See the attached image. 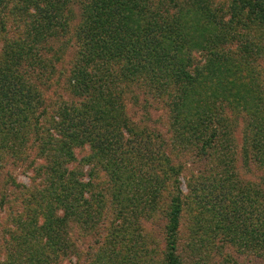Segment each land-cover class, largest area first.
<instances>
[{
    "label": "trees",
    "instance_id": "16d2710c",
    "mask_svg": "<svg viewBox=\"0 0 264 264\" xmlns=\"http://www.w3.org/2000/svg\"><path fill=\"white\" fill-rule=\"evenodd\" d=\"M205 6L0 0V209L17 204L9 264L75 254L70 221L96 239L71 264H184L185 213L219 264H246L229 246L264 260V0H231L229 19ZM195 7L216 29L201 47ZM10 21L23 29L13 40ZM239 44L245 55L231 51ZM159 102L168 126L152 117ZM178 154L188 156L187 196ZM17 172H31L29 184ZM161 219L160 234L143 228Z\"/></svg>",
    "mask_w": 264,
    "mask_h": 264
},
{
    "label": "rangeland",
    "instance_id": "374dc122",
    "mask_svg": "<svg viewBox=\"0 0 264 264\" xmlns=\"http://www.w3.org/2000/svg\"><path fill=\"white\" fill-rule=\"evenodd\" d=\"M181 2L183 1H187V0H179ZM193 1V0H191ZM205 7L209 10H211L212 12H218L220 9H225V12H218L221 16L225 17L226 19L230 18V15L232 14V9L231 8V0H205ZM76 6V5H75ZM196 7L194 8V10L192 9L191 11V15H190V26L191 27V31H192V35L195 36V38H197V40H200V47L202 46L203 43H206L207 39L212 38L213 35V31L215 32V28L213 26V23H211L210 21V17L208 15L207 12H203L202 13H198V10H195ZM78 8H75L74 11H77ZM3 13H7V10H3L0 7V22L2 19V14ZM208 17V19H207ZM19 26L14 25L13 23L10 21L9 25L7 27V32H8V38L10 40H13L15 37H19L22 35V31L23 29H21L20 27L17 28ZM0 28H1V23H0ZM2 40L0 43V49H3V40L5 38H1ZM264 41V40H263ZM231 51H235V52H242L244 53L245 50L242 49V45L239 44V46H234V47H230ZM78 49L77 48H70L69 51L67 52L68 55H71L72 58L75 57V55L77 54ZM255 54V53H254ZM51 55V54H50ZM205 55L206 53L203 52V50H195V60L196 63H202V61H204L205 59ZM245 55V53H244ZM253 55V54H252ZM66 59L65 60V69L69 68L68 63L71 61V59ZM255 58V57H254ZM264 65V58L262 59L261 62ZM263 77H264V73H262ZM239 84L242 85V88L244 90H246L247 87H249V84L247 82V80L243 79L242 81L239 80ZM250 94H247V96H250L251 93L253 95V89L249 88ZM251 97V96H250ZM160 103V102H159ZM157 107V110H152V117L154 119H157L158 117L164 120V124H159L161 127L163 126H168V119L165 118V106L160 103L159 105L155 104ZM241 134L237 133V135L235 136V146L238 147L240 146L241 143ZM176 159L174 158V163L177 166L182 165V172L184 175L179 177V180L181 182V189L184 192V195H188L189 194V187L187 185L188 181V176L190 175V168L188 169V171L184 168L183 165L185 164V160L188 158L187 155L182 154L180 156V154L176 155ZM189 165V164H188ZM185 169V170H184ZM242 173V171H240ZM264 173V172H262ZM31 172L27 173V174H21L19 172H17V176H16V180L17 183H20L22 185H27L29 184V176H31ZM258 174V173H257ZM260 174V173H259ZM258 174V175H259ZM245 178V177H244ZM247 178L254 180L255 177L252 175H248ZM17 205V204H16ZM7 209L4 208L3 210L0 209V264H9V260L11 259L10 256H12V258H16V254H17V246H15V242H11V244H7L8 240H10V230L13 229L12 227V223L11 221H9L10 219L14 218L16 214V211L14 212L13 210L16 209L17 207ZM60 213L61 210H60ZM193 221V215H191L190 213H185L184 217L182 219L181 222V228H180V233H179V237H180V243H179V250L183 251L182 256H184V264H219L221 263V261L218 259V255H214L211 252H204L205 250L209 249V247H206L205 242L199 241L202 238V235L204 233V231H200V236L195 234L194 231L197 230V225H193L192 223ZM163 223L164 224V220H160L159 224ZM67 224V229L69 231V243L72 245V249L74 251L75 254L73 255H69L64 257L60 263L58 264H71V261L74 262L75 258L73 257H78L79 259V255L80 252L82 253V256L86 254V252L84 253L82 251V248H84L86 250V246L92 245L93 241L96 240L95 237L92 234H86L84 233L85 230L82 229L80 227V224L76 223L75 221H70ZM155 224H157V222H148L144 224L143 228L144 229H152L155 231H159L157 233L160 234L161 232V226L163 224L159 225V229L156 230L157 226L155 227ZM104 233V232H101ZM199 236V237H198ZM195 240L196 242L194 243L193 248H189V244H192L190 242V240ZM197 240L199 242H197ZM7 241V243H6ZM80 246V247H79ZM65 247V246H64ZM194 250L195 254H191V250ZM185 251V252H184ZM208 251V250H207ZM181 254V252H180ZM190 254V255H189ZM224 254L225 255H229L231 254L232 258L235 260H238L241 263H246V264H264V260L263 259H259L257 258L255 255H252V253L248 252V253H236V249L232 248V246L226 247L224 250ZM209 255H211L209 257ZM221 260L224 262L223 258H221ZM25 261L23 260H19L18 263L19 264H23ZM82 262L84 264H87L86 259H83ZM24 264H30V262H26Z\"/></svg>",
    "mask_w": 264,
    "mask_h": 264
}]
</instances>
